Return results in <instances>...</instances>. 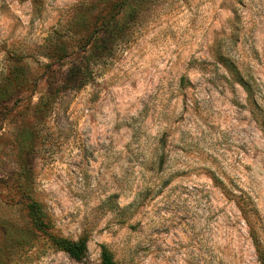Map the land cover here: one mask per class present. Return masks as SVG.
Wrapping results in <instances>:
<instances>
[{"label":"rangeland","instance_id":"374dc122","mask_svg":"<svg viewBox=\"0 0 264 264\" xmlns=\"http://www.w3.org/2000/svg\"><path fill=\"white\" fill-rule=\"evenodd\" d=\"M79 1L0 0V87L26 69L0 96V221H23L27 186L57 233L88 238L84 261L31 264H100L102 244L116 264H259L264 0H142L130 39L39 115L49 35Z\"/></svg>","mask_w":264,"mask_h":264},{"label":"trees","instance_id":"16d2710c","mask_svg":"<svg viewBox=\"0 0 264 264\" xmlns=\"http://www.w3.org/2000/svg\"><path fill=\"white\" fill-rule=\"evenodd\" d=\"M141 3L142 0H81L74 5L78 14L68 17L48 38L50 53L46 57L52 61L45 64L44 74L48 82L55 79V87L51 84L48 97L40 102L39 115L47 112L52 97L64 89L87 84L93 78L92 64L113 54L115 44L130 39ZM68 60V68L56 73L54 63L62 66ZM6 80L0 87V96L19 94L24 90L26 69L22 65L14 67ZM23 191L25 199L12 203L23 211V221H0V264H31L48 251H60L75 261H84L87 236L72 239L57 233L43 204L32 197L27 186ZM254 244L259 264H264V250L255 240ZM100 264H116L112 251L104 244Z\"/></svg>","mask_w":264,"mask_h":264}]
</instances>
